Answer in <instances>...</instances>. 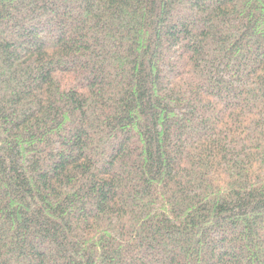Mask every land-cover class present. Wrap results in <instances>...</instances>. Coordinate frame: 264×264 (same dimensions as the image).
Returning <instances> with one entry per match:
<instances>
[{"label":"trees","instance_id":"trees-1","mask_svg":"<svg viewBox=\"0 0 264 264\" xmlns=\"http://www.w3.org/2000/svg\"><path fill=\"white\" fill-rule=\"evenodd\" d=\"M0 264H264V0H0Z\"/></svg>","mask_w":264,"mask_h":264}]
</instances>
